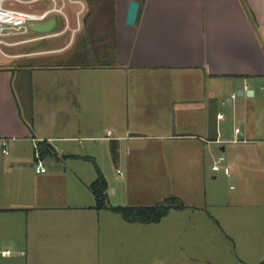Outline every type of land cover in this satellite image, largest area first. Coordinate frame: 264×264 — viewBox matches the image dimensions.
<instances>
[{"label": "crops", "instance_id": "crops-1", "mask_svg": "<svg viewBox=\"0 0 264 264\" xmlns=\"http://www.w3.org/2000/svg\"><path fill=\"white\" fill-rule=\"evenodd\" d=\"M81 1L73 38L66 32L32 46L25 45L39 40L20 39L2 52L9 60L0 59V136L13 145L0 150V264H93V246L101 250L105 239L101 212L113 220L96 207L84 162L106 176L104 140L119 163L136 160L133 170L147 141L170 160L179 141L193 151L211 153L212 143L225 151V117L213 120V107H251L264 89V0H142L135 25L127 23L131 0ZM77 5L68 13L73 26ZM94 55L101 62H82ZM26 65V76H17L21 93L28 89L21 107L13 85ZM236 134L254 137L249 127ZM40 162L46 172H37Z\"/></svg>", "mask_w": 264, "mask_h": 264}, {"label": "rangeland", "instance_id": "rangeland-1", "mask_svg": "<svg viewBox=\"0 0 264 264\" xmlns=\"http://www.w3.org/2000/svg\"><path fill=\"white\" fill-rule=\"evenodd\" d=\"M14 2L23 9L39 5ZM78 9L79 5L69 3L67 12L73 15ZM52 17L57 18L59 23L64 21L62 15L55 14ZM42 34L44 32L30 31L15 40ZM54 40L56 38L39 40L25 46ZM98 49H93L92 52H97ZM0 59L9 60L1 51ZM82 62L99 63L101 59L94 55ZM29 70L26 65L15 71L13 86L21 107H25L24 96L28 89L21 93L17 76L22 78ZM251 101V107H236L237 104L213 107L212 119L216 120L219 113L223 114L226 138L237 140L225 142V151L221 150V144L216 143H212L211 153L208 150L200 152L199 147L198 151H193L179 141L176 159L170 160L151 152L155 147L148 149L152 145L147 141L142 144L147 152L139 157V165L133 170L131 163L136 160L132 156L122 157L119 163L114 144L109 139L104 140L110 157H100L99 163L104 166V171L105 168L108 169L106 176L114 187V192L110 185L108 188V202L111 205L116 206L115 202H119L122 206H155L167 198L179 197L188 207L183 210L172 209L160 222L150 224L128 222L122 214L111 208L108 209L113 221L109 223L103 215L107 212L102 211L101 231L105 239L101 242V250L93 246L94 255L90 257L93 264H99L97 259H101L100 256L106 260V263L103 261L104 264L264 262L261 259L264 238L259 237L260 230L258 231L264 227V204L257 205L258 201L264 202V89H259L257 96ZM244 109L249 112L246 117H243ZM237 127L243 130L249 127L253 133L251 136L254 137L247 138L249 140L246 142L241 141L243 137L236 134ZM11 143L10 146L13 145ZM133 147L135 148V144ZM1 148L2 146L0 150ZM221 155L226 157V163L231 167L230 176L224 171L212 169L213 163ZM52 156L45 162L56 158L53 154ZM108 161L109 167L106 166ZM84 163L90 165L91 174L83 177L90 183L88 189L93 193L90 186L98 179V170L93 161ZM92 197L96 199L95 195ZM108 234L110 240H107ZM90 243L94 244L92 241Z\"/></svg>", "mask_w": 264, "mask_h": 264}, {"label": "built area", "instance_id": "built-area-1", "mask_svg": "<svg viewBox=\"0 0 264 264\" xmlns=\"http://www.w3.org/2000/svg\"><path fill=\"white\" fill-rule=\"evenodd\" d=\"M13 1L39 5L31 7V9H23L13 4ZM48 3V5L46 4ZM69 3L80 4L82 8L77 12V23L73 26L71 18L68 15L67 7ZM85 4L81 0H0V51L5 53L4 45L11 46L23 41L30 40H43L51 37L60 36L66 32H70L72 38L81 28V15L84 13ZM55 14L62 15L64 21L59 28V21L57 18L52 17ZM55 20V24L50 31L44 32L42 35L26 39L23 41L15 40L16 37L27 34L33 29L34 25L44 24L51 20ZM223 118V114L220 115ZM240 132V128L236 129ZM108 135H112V130H108ZM226 142H237V140H227ZM0 146H2L4 153H9L10 139L0 136ZM227 159L224 155L214 162L212 169L214 171H224L228 176L231 175V167L226 163ZM47 167L41 162L38 164L37 172H46ZM5 256L12 255L11 250L2 252Z\"/></svg>", "mask_w": 264, "mask_h": 264}, {"label": "trees", "instance_id": "trees-1", "mask_svg": "<svg viewBox=\"0 0 264 264\" xmlns=\"http://www.w3.org/2000/svg\"><path fill=\"white\" fill-rule=\"evenodd\" d=\"M50 147L47 146L45 152L54 153L53 149L48 150ZM98 170V179L91 184V189L96 197L98 209L111 208L112 210L120 213L123 217L131 223H158L165 216H167L172 209L183 210L188 207V204L182 201L179 197H171L165 199L159 205L155 206H122V205H111L108 202V188L109 183L106 176L96 164ZM261 264H264L261 263Z\"/></svg>", "mask_w": 264, "mask_h": 264}, {"label": "water", "instance_id": "water-1", "mask_svg": "<svg viewBox=\"0 0 264 264\" xmlns=\"http://www.w3.org/2000/svg\"><path fill=\"white\" fill-rule=\"evenodd\" d=\"M142 0H131L128 16H127V23L130 25H135L138 21L140 9H141ZM55 24V20H51L44 24H37L33 26V29L39 32H47L50 31ZM239 94H243V91H239Z\"/></svg>", "mask_w": 264, "mask_h": 264}]
</instances>
